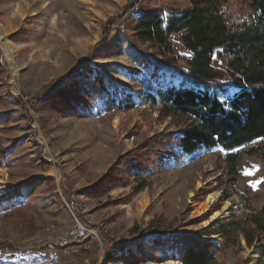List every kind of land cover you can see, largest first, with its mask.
Returning a JSON list of instances; mask_svg holds the SVG:
<instances>
[{
    "label": "rangeland",
    "instance_id": "obj_1",
    "mask_svg": "<svg viewBox=\"0 0 264 264\" xmlns=\"http://www.w3.org/2000/svg\"><path fill=\"white\" fill-rule=\"evenodd\" d=\"M186 6L182 0H0V25L11 28L17 71L0 47V144L7 149L0 198L9 189L21 194L11 208L0 207V264L163 263L178 260H166L156 249L158 237L205 235L224 224L230 231L234 223L253 233L250 219L264 209V158L234 151V184L221 148L180 163L172 150L155 147L140 153L144 163L136 165L145 142L177 132L180 121L145 102L134 80L179 88V68L186 67L163 65L130 27L142 9ZM223 11L240 19L251 15L244 0H227ZM213 65L225 69L217 56ZM97 75L131 94L134 109L105 111L101 101L86 96L72 108L55 93L75 82L89 89ZM236 92L231 88L220 99ZM216 192L220 199L212 211L227 201L240 207L206 228L209 215L194 216L193 208ZM153 221L163 229L158 234L149 229ZM208 239L222 245L226 237ZM234 242L217 255L219 263L264 264V232L251 247L241 235Z\"/></svg>",
    "mask_w": 264,
    "mask_h": 264
},
{
    "label": "trees",
    "instance_id": "obj_2",
    "mask_svg": "<svg viewBox=\"0 0 264 264\" xmlns=\"http://www.w3.org/2000/svg\"><path fill=\"white\" fill-rule=\"evenodd\" d=\"M182 1L187 4L183 9H142L130 27L136 40L153 48L163 65L178 68L182 63L186 67V70L179 68L178 76L182 80L179 88H160L153 79L134 80L143 90L145 102L159 106L162 117L180 121L177 132L146 141L136 152V165L140 161L144 163L140 153L155 147L172 150L180 163L204 151L221 148L228 154V176L234 184L238 173V156L234 151L244 149L248 155L264 158V0H244L251 15L241 19L223 11L227 0ZM215 56L221 60L224 70L214 67ZM154 67L161 70L159 65ZM231 88L237 92L228 101H222L220 96ZM55 93L72 108L85 103L84 96L94 103L101 101L105 111H130L135 107L131 94L106 83L98 75L89 89L75 82ZM6 152L0 144V166ZM20 197L16 189H9L1 196L0 207L11 208ZM250 222L255 227L253 233L240 230L235 223L229 231L230 224H224L205 235L181 233L165 240L158 237L155 247L163 252L166 260H178L182 264H223L217 261V255L231 246V240L236 242L241 235L251 247L264 232V209ZM157 225L153 221L149 226V229L156 227L153 234L163 230ZM136 231L133 228L132 234L137 235ZM140 235L145 237V233ZM211 235L226 237L224 244L209 240ZM138 249L146 248L141 245Z\"/></svg>",
    "mask_w": 264,
    "mask_h": 264
},
{
    "label": "bare ground",
    "instance_id": "obj_3",
    "mask_svg": "<svg viewBox=\"0 0 264 264\" xmlns=\"http://www.w3.org/2000/svg\"><path fill=\"white\" fill-rule=\"evenodd\" d=\"M11 34V28L8 27H2L0 25V47L3 49L5 60L7 61L8 65L12 68V73L16 74V66L14 64V45L10 41L9 37ZM0 175L3 176V178H0V189H2L6 184V175L5 171L3 169H0ZM213 182V180H210V183ZM198 188L203 189L205 187L204 184H201V182L197 183ZM190 197H192V194H190ZM220 199V193H212L206 196L205 200L203 202L197 203L194 205V216L203 217L205 215H209V218L204 221V226L206 228H209L216 223H222L225 222L227 219L230 218L231 211H238L239 210V203L232 204L231 202L227 201L224 202L221 206V208L217 211H212L211 208L214 204H216ZM146 264H182L178 261H165L163 263H146Z\"/></svg>",
    "mask_w": 264,
    "mask_h": 264
}]
</instances>
